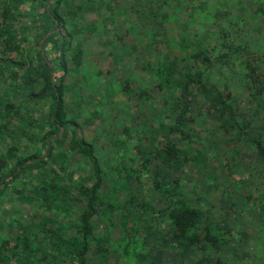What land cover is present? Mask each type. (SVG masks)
Listing matches in <instances>:
<instances>
[{
  "label": "trees",
  "instance_id": "obj_1",
  "mask_svg": "<svg viewBox=\"0 0 264 264\" xmlns=\"http://www.w3.org/2000/svg\"><path fill=\"white\" fill-rule=\"evenodd\" d=\"M0 264H264V0H0Z\"/></svg>",
  "mask_w": 264,
  "mask_h": 264
},
{
  "label": "rangeland",
  "instance_id": "obj_2",
  "mask_svg": "<svg viewBox=\"0 0 264 264\" xmlns=\"http://www.w3.org/2000/svg\"><path fill=\"white\" fill-rule=\"evenodd\" d=\"M197 17H196V20H200V15H199V13H197V15H196ZM189 14H186L185 13V15L183 14L182 16H181V21H180V23H181V25L180 26H182L183 24H185L186 23V25H188L189 24ZM194 26L196 27V28H194V30H197V31H200V26H199V24H194ZM193 26V27H194ZM196 31V32H197ZM193 32V29L191 30V33ZM88 45V44H87ZM111 56V55H110ZM88 59V58H87ZM91 60H93V59H91ZM133 61L135 62V59H133ZM97 69H101L102 67V69H105V70H107V69H112V68H114V66H113V63H112V61L109 59L106 63H103V64H101V65H97V66H95ZM121 71V70H120ZM120 75H122V73L120 74ZM122 77V76H121ZM119 101H122V102H124V100H123V97H122V95H119L118 96V98H117ZM116 113L118 114V111H116ZM98 123V122H97ZM99 124V123H98ZM109 125H111V123H107V124H105L104 126H102V128H101V131H109L110 133H114V132H116V130H115V128H114V130L113 129H111L110 127H109ZM106 146V145H105ZM108 148H109V146H107ZM242 222H244L245 224H247V220L246 221H243L242 220ZM249 227V229L250 230H252L253 231V229H254V226L253 225H249L248 226ZM251 232V231H250Z\"/></svg>",
  "mask_w": 264,
  "mask_h": 264
}]
</instances>
